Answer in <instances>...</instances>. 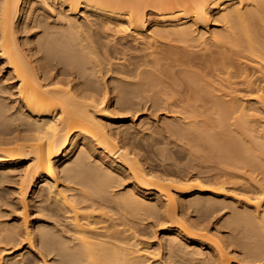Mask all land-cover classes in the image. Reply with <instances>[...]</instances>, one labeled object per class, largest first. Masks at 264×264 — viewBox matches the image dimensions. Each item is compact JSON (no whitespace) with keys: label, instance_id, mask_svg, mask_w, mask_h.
Wrapping results in <instances>:
<instances>
[{"label":"bare ground","instance_id":"obj_1","mask_svg":"<svg viewBox=\"0 0 264 264\" xmlns=\"http://www.w3.org/2000/svg\"><path fill=\"white\" fill-rule=\"evenodd\" d=\"M43 262L264 264V0H0V264Z\"/></svg>","mask_w":264,"mask_h":264},{"label":"rangeland","instance_id":"obj_2","mask_svg":"<svg viewBox=\"0 0 264 264\" xmlns=\"http://www.w3.org/2000/svg\"><path fill=\"white\" fill-rule=\"evenodd\" d=\"M50 20H53V19H50ZM215 23H216V22H215ZM214 25H221V23L219 24V22H218V24H214ZM214 25H212V27H214ZM152 112H153V111H150V110H149L148 112H147L146 110H145V111H141V112H139L135 117H132L130 114H127V115L124 116L125 119H126V121H127L126 124H127V125H131V124H134V125H135V124H136V126H138L140 123L137 124V122L141 121V118H142V123H143V122H144V121H143V118L146 117L147 119H146V118H145V119H146L148 122L145 121L144 124H145V125H146V124L152 125V123L156 122L155 119H156V120L158 119V117H159L158 115H161V114L164 113L163 111H158V112H156L157 114H156V113H153V114H152ZM148 113H149V114H148ZM149 115H150V116H149ZM126 116H127V117H126ZM155 116H156L157 118H155ZM131 117H132V119L134 118L135 120L133 119L134 121L130 123L129 121H132V119L130 120ZM140 117H141V118H140ZM151 119H152V120H151ZM149 121H151V123H150ZM128 122H129V124H128ZM134 122H135V123H134ZM119 123H120V122H119ZM119 123H118L117 125H120V124H121V123H120V124H119ZM31 198H32V193L29 194L28 199L30 200ZM30 207H31V206H28V208H27V209H29L28 212H32V211L34 210V208H32V207L30 208ZM30 209H31V211H30ZM34 214H35V213H34ZM34 214H33V215L31 214V217L34 218V219L36 220V218H35L36 214H35V215H34ZM37 216H38V214H37ZM37 216H36V217H37ZM31 217H29V218L32 219ZM34 222H35V221H34ZM159 230H160V229H159ZM159 232H160V231H158V233H159ZM24 250H25V249H23L22 251H24ZM22 251H20V252H22ZM44 263H45V262H43V263H41V264H44ZM45 264H46V263H45Z\"/></svg>","mask_w":264,"mask_h":264}]
</instances>
